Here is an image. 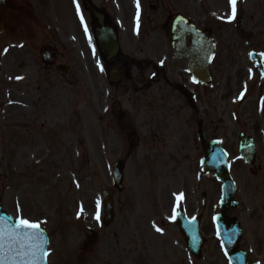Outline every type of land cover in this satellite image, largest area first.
Listing matches in <instances>:
<instances>
[{"label": "rangeland", "instance_id": "obj_1", "mask_svg": "<svg viewBox=\"0 0 264 264\" xmlns=\"http://www.w3.org/2000/svg\"><path fill=\"white\" fill-rule=\"evenodd\" d=\"M44 2L47 5L45 10L43 6L36 7L40 16L48 15V7H53L51 0ZM127 2L133 6L134 21L130 20L132 13H129L126 17V70L132 66L134 58L140 65L142 54L139 50L143 49L146 56H152L151 53L161 49V46L164 45L161 50L166 48L160 34L153 32L154 41H149L144 35V28L139 26V20L147 30L159 25L162 8L165 7L169 12L188 16L198 27L212 31L217 43L216 54L221 56V60L212 64V83L215 86L221 80L225 82L220 74L221 68L224 63L231 66L234 47L239 50L243 61L246 60L245 53L250 49L245 43L251 39L253 0H237L236 16L232 20L228 19L231 15L229 0H161L155 11H149L144 0L146 19L142 14L141 0L138 16L137 0H126V10ZM62 6L56 15L64 14ZM66 11V14H72L70 6H66ZM8 12L9 19L13 13L15 18L19 15L12 4L10 7V2ZM85 15L89 27L82 37V44L73 51V40L66 35L65 48L58 49L61 55L59 61L66 62L71 69L67 76H60L61 90L51 94L52 114L60 124L57 127H41L36 122L37 118L28 120V127L34 125L30 128L31 133L28 127H13L14 85L11 77L20 70L12 55L4 58L0 66V199L4 210L15 219L22 217L37 223L48 232L49 264H128L130 259L133 264H225L220 250L211 257L208 254V259L213 262H207L204 257L190 261L182 242L174 249L180 239L176 237L170 217L174 208L173 195L186 192L193 196L191 193L197 191V182L190 178L187 161L173 180L169 178L172 168L166 170L163 166L159 167L162 180L157 187L149 168L140 159L131 160L125 168L124 191L114 195L115 222L104 228L96 219L97 212L102 217L101 189L111 186L114 163L119 158H125L126 113L131 119L137 116L140 86L137 80L131 79L135 86L125 90L121 81L111 82V73L121 67V53L125 49L122 46L118 56L108 61L93 41L91 16L87 11ZM63 20L65 24L73 25L71 20ZM21 24L22 28L25 27L24 22ZM10 31L0 35V56L4 48L12 49ZM27 38H30L26 42L31 52L28 60L38 63L42 37L29 35ZM129 56L131 60L127 58ZM50 70L53 82L58 76L53 69ZM27 72L28 68L20 71L21 74ZM43 77L44 72L38 70L35 78L42 81ZM137 77L132 74V78ZM23 85L19 83L21 89ZM234 88V94L228 100L224 99L226 95L211 93V130L219 128L221 132L222 128H229L232 133L238 127L250 126L253 111L251 89L249 86L240 90L239 87ZM233 100L235 103H232ZM115 103L118 104L120 118L114 113ZM233 111L236 117H231ZM236 158L234 155L230 160ZM181 174H186L187 182ZM258 183L252 180L250 196ZM211 184L214 185L213 182ZM258 191L257 196H261L262 191ZM171 192L174 194L170 197ZM262 199L246 198L245 203L254 207ZM158 200L163 203L164 213L159 212ZM97 201L100 202L99 209ZM157 228L162 231H157ZM90 230L99 232V242L92 252L83 254L81 245ZM259 235L262 236L261 230Z\"/></svg>", "mask_w": 264, "mask_h": 264}, {"label": "flooded vegetation", "instance_id": "obj_2", "mask_svg": "<svg viewBox=\"0 0 264 264\" xmlns=\"http://www.w3.org/2000/svg\"><path fill=\"white\" fill-rule=\"evenodd\" d=\"M53 1L51 0L53 7L51 9L48 7L49 14L40 16L36 12V7L43 6L45 10L47 5L44 0H8L10 7L12 4L14 10L19 12L16 18L13 13L10 19V35H12L13 44L11 55L14 57L18 70L28 68L27 74H21L20 71L12 74L14 111L11 119L13 124L18 127L20 121L23 125L29 123L28 120L37 118L36 122L40 123L41 127H51L50 119H53L51 94L60 91L62 84L60 77L51 81L50 69L53 68L54 74L60 76L56 70L59 65L65 64L59 62L61 55L58 47L65 48L64 37L67 33L74 38L73 51L77 49V45L82 44L84 31L81 30L79 18L85 15L86 11L91 16L90 29L95 37L100 27L99 17L101 16L106 25L116 31L120 48L123 46L125 49V52L121 53L123 58L121 67L118 68L120 80L123 83L127 79L137 80L140 86V110L137 116L131 119L126 113V166L131 160L140 159L142 164L149 168V172L154 176L153 182L158 187L162 180L159 167L163 166L166 170L172 168L169 178L173 180L177 178V171L182 169L184 162L187 161L190 167V178L197 182V191L191 193L193 196H189L186 192L179 195L174 194V191L170 193V197L174 194L172 201L174 198L179 201L178 212L179 210L182 212L181 214L177 212V218L173 216L172 225L176 229V237L181 240H176L174 249L182 242L185 252L190 257L189 260L195 259L187 248V242L180 226L185 225V231L189 237L195 230L194 224L197 223L200 234L204 238L201 259L204 257L205 261L213 262L208 259V254L210 257L216 255L221 245V240L217 235L216 219L226 225H234L233 221V223H238L237 226H240L242 230L238 245L242 251L246 252L247 264H264V103H262L264 101V0H253L251 39L245 43L250 50L245 53V62L240 57L239 50L234 47V51L231 50V66L228 67L224 63L221 68L220 74L225 82L221 80L217 86L212 83L213 76L210 82H198L189 71L188 61L175 56L170 44V29L174 16L181 14L180 12H169L166 7L162 8L160 24L149 30L139 20V26L144 28V35L149 41H154L153 32L160 34L162 42L166 43L164 49L167 50H161L163 45L161 49L152 52V56H146L141 49L139 50V54H142L139 60L140 65L133 57L132 66L126 70V17L132 13L130 20H133L134 9L131 3L127 2L128 9L126 10V0ZM146 1L148 10L155 11L161 0ZM141 2L142 14H145L144 0ZM61 6L64 14L58 16L56 13ZM66 6H70L72 14H66ZM52 17L54 19H51ZM185 17L190 20L188 16ZM63 19L71 20L73 25L65 24ZM85 19L87 21L86 15ZM23 22L25 27L22 28L21 23ZM204 30L213 35L212 31ZM29 35L42 37L40 52L41 54L47 52L53 65L45 66L37 63L36 60L33 62L28 60L31 54L30 46L26 43L30 39L27 38ZM76 41L79 43L76 44ZM189 43L190 37L187 38V44ZM5 55L4 51L2 58ZM220 57L215 54L212 64L221 60ZM127 58L131 60L130 56ZM38 70L44 72L42 81L35 78ZM133 73L138 77L132 78ZM130 82L133 83V81ZM19 83H24L22 89ZM234 86L239 87V90L242 87L247 89L248 86L251 89L253 111L250 114V126L238 127V130L233 129L232 133L229 128H222L221 132L219 128L211 130V93L219 94V96L226 95L224 99L228 100L234 94ZM232 103H235V100ZM236 116L235 111L231 112V117ZM32 127L33 125L27 128L29 133L32 132L30 130ZM212 140L217 141L228 153L238 203L234 211L221 208L222 184L204 169L210 165V153L205 145ZM243 140H249L251 143V150L247 153L248 161L241 153ZM232 150L237 158L230 161V157L234 156ZM182 177L184 182H187L186 174ZM252 180L259 182L257 189L262 191L261 196H257L259 194L257 189H254L253 195H249ZM191 185L194 186L196 183ZM157 195L159 196V193ZM159 197L161 198V195ZM258 197L263 199L260 204H254V207L245 203L246 198ZM158 208L160 213H164L163 203L159 200ZM185 217L192 220V224L186 223ZM260 230L262 236L259 235ZM190 244H196V239H191ZM224 261L226 264L225 259ZM128 264H133V261L130 259Z\"/></svg>", "mask_w": 264, "mask_h": 264}, {"label": "water", "instance_id": "obj_3", "mask_svg": "<svg viewBox=\"0 0 264 264\" xmlns=\"http://www.w3.org/2000/svg\"><path fill=\"white\" fill-rule=\"evenodd\" d=\"M6 1L0 0V32L4 28L5 24V12H6ZM172 45L175 49V52L178 55H182L189 60L190 70L194 73L197 78L204 76L209 78V64L212 59L213 51L215 48V44L213 43V39L204 32L198 30L193 24H189L186 19L181 16L176 17L172 24ZM187 35L192 36L191 45L187 48L185 39ZM99 46L102 51H104L109 56L116 55L118 51V42L114 32L106 27H103L97 35ZM128 87V84L125 85ZM245 144V143H244ZM212 151V163L214 164V168H217V159L220 160V167H218L215 171V175L218 176L224 184V200H226L225 205L229 204V201L232 200V195L234 193V184L228 173V165L226 161L225 152L217 145L215 142L210 144ZM217 146V147H216ZM124 168L125 162L123 159H119L116 161L113 169L112 180L113 186L118 191H123V180H124ZM114 195V190L112 188H104L101 192L102 203L104 205V217L101 219V223L105 226H109L114 222L115 212L113 202L111 200ZM0 217H6L8 223H13L14 220L10 217L5 211L2 210V205L0 203ZM0 226H4L0 224ZM222 229L227 230L230 229L231 226L220 225ZM40 231H42L40 229ZM231 231V230H229ZM227 231V232H229ZM44 233V238L47 241L45 244V248L47 249L48 245V237L47 234ZM225 232V231H224ZM196 233V230H195ZM98 240V233L95 231H91L87 234L86 239L82 246V251L87 253L93 249L96 242ZM224 242L226 247V253L229 256L230 260L233 264H239L238 256L241 254L235 244H228L229 239L228 235L224 236ZM200 247V246H199ZM199 250V249H198ZM197 251V248L194 250ZM18 264H23L22 261H18ZM45 264H47L45 258ZM242 264H245V258L242 259Z\"/></svg>", "mask_w": 264, "mask_h": 264}, {"label": "snow or ice", "instance_id": "obj_4", "mask_svg": "<svg viewBox=\"0 0 264 264\" xmlns=\"http://www.w3.org/2000/svg\"><path fill=\"white\" fill-rule=\"evenodd\" d=\"M231 5V15L228 16L232 20L236 16L237 0H229ZM79 11V7L77 6ZM139 15V0H137V16ZM87 31V29H85ZM5 52L7 49L4 50ZM20 79V77H17ZM243 93H241V97ZM264 103V101H262ZM100 202L97 201L99 209ZM175 211V209H174ZM99 212L96 219L99 220ZM0 264H45V258L48 252L45 248L47 241L44 233L40 231L39 224L32 223L25 218H17L13 223H8L6 217H0ZM157 231H162L157 228Z\"/></svg>", "mask_w": 264, "mask_h": 264}]
</instances>
